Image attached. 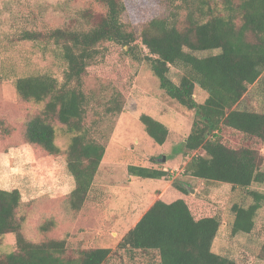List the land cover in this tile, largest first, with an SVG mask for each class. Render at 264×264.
Returning a JSON list of instances; mask_svg holds the SVG:
<instances>
[{
	"label": "trees",
	"instance_id": "obj_1",
	"mask_svg": "<svg viewBox=\"0 0 264 264\" xmlns=\"http://www.w3.org/2000/svg\"><path fill=\"white\" fill-rule=\"evenodd\" d=\"M156 2L168 13L138 23L133 18V12H139L138 0H90L61 25L20 34L22 40L53 46L64 64L61 79L49 72L16 78L18 97L37 107L27 123L25 141L56 155L62 152L58 139H65L67 169L74 178L66 204L81 209L106 153L102 120L120 114L125 103L123 87L115 86L104 96L107 84L97 82L100 65L114 55L121 64L145 62L164 93L194 111L184 142V156L189 157L184 174L247 190L254 201L248 206L233 204L231 232L249 233L264 200V193L250 189L253 183L264 182L260 151L264 110L242 108L240 103L253 85L264 83V0ZM195 51L212 52L199 56ZM172 67L182 70L177 82L170 75ZM135 77L136 73H128L122 85L125 91ZM197 86L208 93L204 102L196 99ZM139 119L156 143L167 141L168 126L146 113ZM128 171L155 180L170 176L162 167L129 165ZM176 187L187 193L182 184ZM33 211L32 201H23L18 188H0V236L14 233L17 244L16 251L0 257V264H104L111 255L108 247L69 253L66 238L28 240L24 226ZM221 224L218 206L203 197L157 199L125 233L119 247L152 254L158 264H239L212 251ZM260 258L264 259V242Z\"/></svg>",
	"mask_w": 264,
	"mask_h": 264
},
{
	"label": "rangeland",
	"instance_id": "obj_2",
	"mask_svg": "<svg viewBox=\"0 0 264 264\" xmlns=\"http://www.w3.org/2000/svg\"><path fill=\"white\" fill-rule=\"evenodd\" d=\"M87 1L90 0H0V188H18L23 201H32L34 214L25 222L26 238L33 242L66 238L69 253L108 247L112 252L104 264H158L152 254L122 249L119 243L157 199L171 202L188 194L203 197L219 208L222 224L212 243L213 252L229 256L239 264H264L260 258L264 200L251 232L232 234L233 204L248 206L254 201L252 195L229 183L205 182L184 174L189 158L184 156V142L192 127L194 111L170 99L145 62L131 60L129 64H121L114 55L100 65L97 82H106L104 96L108 97L115 86L123 87L120 89L124 90L125 103L120 114L107 115L102 120L101 140L106 144V153L92 191L81 209L67 206L74 178L67 169L66 141L63 137L58 139L62 152L56 155L25 141L27 123L37 107L18 97L14 82L18 77L44 72L61 79L64 64L56 49L22 40L20 34L27 29L61 25L76 10L84 9ZM138 2L140 14L138 9L136 13L131 11L138 23L150 15L168 13V8L156 0ZM210 52L195 51V54L205 56ZM129 72L136 73V77L132 87L125 91L123 80ZM181 74L180 68H171L170 75L176 82ZM91 85L95 87V81ZM195 96L201 103L208 93L197 86ZM240 107L264 110V83L253 85ZM143 113L168 126L170 134L164 144L156 143L145 132L139 119ZM260 151L264 156V145ZM163 156L165 162L161 160ZM129 165L162 167L170 176L167 180L132 176ZM261 170L264 172V159ZM176 183L182 184L187 193L177 188ZM250 189L264 193V182H255ZM41 226L48 229L42 230ZM16 250L14 233L0 236V257Z\"/></svg>",
	"mask_w": 264,
	"mask_h": 264
},
{
	"label": "water",
	"instance_id": "obj_3",
	"mask_svg": "<svg viewBox=\"0 0 264 264\" xmlns=\"http://www.w3.org/2000/svg\"><path fill=\"white\" fill-rule=\"evenodd\" d=\"M158 160H160V158H159ZM161 160H162L163 162H165V161H166V157L163 156V157L161 158ZM191 190L193 191L194 189H191Z\"/></svg>",
	"mask_w": 264,
	"mask_h": 264
}]
</instances>
